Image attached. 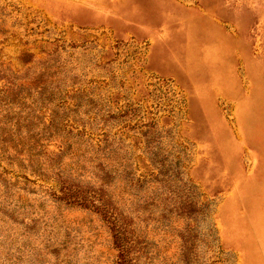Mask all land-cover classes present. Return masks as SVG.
<instances>
[{
	"label": "rangeland",
	"instance_id": "rangeland-1",
	"mask_svg": "<svg viewBox=\"0 0 264 264\" xmlns=\"http://www.w3.org/2000/svg\"><path fill=\"white\" fill-rule=\"evenodd\" d=\"M63 179L130 264H264V0H0V264H119Z\"/></svg>",
	"mask_w": 264,
	"mask_h": 264
},
{
	"label": "trees",
	"instance_id": "trees-1",
	"mask_svg": "<svg viewBox=\"0 0 264 264\" xmlns=\"http://www.w3.org/2000/svg\"><path fill=\"white\" fill-rule=\"evenodd\" d=\"M61 187L63 195H59V197L66 199V201L69 203L76 202L77 204L90 206V208L94 209L95 211L97 210L100 213L104 214L105 219L113 232V242L118 248L119 264H130V258L128 257V248L126 246L127 243L124 240L125 238L127 241V237L124 229H122L124 225L121 226V219L114 216V212H111L105 198L101 194H97L95 192L89 194L86 193V191H84L83 193H79L76 191V195L73 198L74 195L72 194V185H70V181L67 182L64 179Z\"/></svg>",
	"mask_w": 264,
	"mask_h": 264
}]
</instances>
